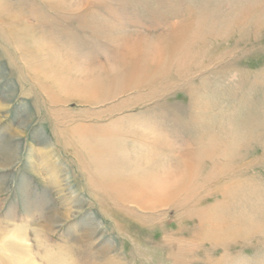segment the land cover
<instances>
[{
    "label": "rangeland",
    "instance_id": "rangeland-1",
    "mask_svg": "<svg viewBox=\"0 0 264 264\" xmlns=\"http://www.w3.org/2000/svg\"><path fill=\"white\" fill-rule=\"evenodd\" d=\"M25 255L264 264V0H0V264Z\"/></svg>",
    "mask_w": 264,
    "mask_h": 264
},
{
    "label": "bare ground",
    "instance_id": "bare-ground-1",
    "mask_svg": "<svg viewBox=\"0 0 264 264\" xmlns=\"http://www.w3.org/2000/svg\"><path fill=\"white\" fill-rule=\"evenodd\" d=\"M17 241H25V238H24V236L22 235V234H15L14 236H13ZM12 249H14L15 247H16V245L14 244V243H11L10 245H9ZM23 257H24V255H22ZM21 256V257H22ZM29 256H31V254L29 253ZM27 257V255H25V260L24 259H22V258H20V260L22 261V262H20V264H35V263H33L32 262V259L30 258V257Z\"/></svg>",
    "mask_w": 264,
    "mask_h": 264
}]
</instances>
